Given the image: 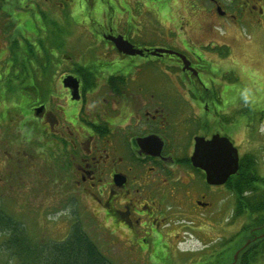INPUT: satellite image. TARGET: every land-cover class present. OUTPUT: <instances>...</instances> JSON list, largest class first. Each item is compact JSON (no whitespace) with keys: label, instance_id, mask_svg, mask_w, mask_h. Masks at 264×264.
<instances>
[{"label":"flooded vegetation","instance_id":"af4514ba","mask_svg":"<svg viewBox=\"0 0 264 264\" xmlns=\"http://www.w3.org/2000/svg\"><path fill=\"white\" fill-rule=\"evenodd\" d=\"M7 4L17 9L6 23L1 9ZM0 8L6 40L0 64L10 67L11 78L0 122L11 114L19 118H10L15 127L28 121L30 139L21 152L28 158L41 152L43 176L54 179L77 208H86L91 220L103 216L106 236L116 241H108L109 252L118 253L112 249L120 248L122 234L130 242L126 253L157 264L156 258L173 256L184 223L205 232L221 231L224 211L234 220V200L225 202L234 198V175L224 184H209L207 168L192 163L199 139L220 137L235 146L239 130L234 132V108L228 105L234 102V80L219 78L229 65L234 68L233 52L229 44L193 42L191 34L213 37L227 25L233 37L234 27L243 37L244 30L264 31V0H0ZM180 13L189 17L177 20ZM147 35L166 40L172 48L166 50L176 54L155 55L159 49L140 43ZM120 38L129 52L118 48ZM46 41L58 46L45 59L53 69L39 80L31 100V88L15 92L30 75L26 59H16L12 47ZM15 95L27 97L22 113L13 110ZM240 132L251 138L245 126ZM223 244L210 254L222 253L216 247Z\"/></svg>","mask_w":264,"mask_h":264},{"label":"rangeland","instance_id":"374dc122","mask_svg":"<svg viewBox=\"0 0 264 264\" xmlns=\"http://www.w3.org/2000/svg\"><path fill=\"white\" fill-rule=\"evenodd\" d=\"M14 4H7L1 9L6 11L2 12L3 15H6L2 18L6 23L11 19V17H8L11 16L9 15L10 12L17 9L16 4ZM21 4L24 11L25 3ZM181 16L189 17V14L180 13L177 20ZM191 19L197 20L193 16ZM197 34L196 31L191 34L193 42L207 43L212 40L229 44L232 48L231 60L234 62V68L229 65V68L224 70L225 73L227 72L226 75L223 74L224 76H219V78L221 82H232L234 80V102L228 105L234 108V132L239 130L236 134L234 133L235 148L239 150L240 155L243 153L256 155L260 165L259 171L264 176V31L251 28L249 32L247 30L243 31V37L240 28L234 27L233 37L232 26L227 25V30H221L213 37L202 38ZM3 37L5 35H0V51L4 54L6 53V46L4 45L6 40L3 41ZM143 39L140 43L148 48L172 49L169 42L156 36L147 35ZM76 41L79 43L84 42L80 38H77ZM168 58L165 56L163 60ZM148 59L156 60L157 58L150 57ZM140 60L146 59L140 58ZM220 81L217 80L219 83ZM2 109L3 107L0 106V111ZM10 118L16 121L19 120L18 117L11 114L9 119L6 117V119L4 118L5 121L0 122V207L2 206L5 209L3 211L9 217L25 227L29 238L33 242L31 243L49 244V242H59L63 234L66 233L67 218H75V220L80 219V222L84 225V232L89 235L100 252L114 264H143V260L139 256L125 252L130 246V242H127V238L122 234L119 235L122 240V242H118L120 248L112 249L118 253L115 252L116 254L113 255L111 251L109 252L108 241L111 243H116V241H110L106 236L107 233L102 227L103 216L99 217L98 222L91 220L92 218L86 208H81L79 205L80 208H77V204L75 205L69 195H63L57 190L54 179L50 181L43 176L39 165L41 163L39 159L42 158L41 152H35L36 154L32 158H28L21 152L23 142L26 145L30 139L27 131L28 121L22 120L17 123L18 127H15L16 121L13 120L10 123ZM244 126L251 133L252 139L248 133L246 135L240 132ZM24 135L26 136L23 138ZM222 197L226 198L229 195L226 193ZM231 200H234L235 212V197L225 202L230 205ZM85 213L89 215L85 216ZM222 221L224 222L221 231H213L204 226L206 228L205 232L195 231L193 226L183 222L182 230L185 231V234L178 239L176 238L175 243H173L174 263L196 264L199 260H202L201 264H208V259L204 261V255L210 254V248L204 249V246L209 244L213 248L220 241L222 243L230 241L225 246L219 245L216 247L218 252L232 249L234 254L231 255L230 259L228 258L222 262L221 253L212 255L215 256L213 259L215 264H232L231 261L234 259L238 248L249 240L248 238L244 239L239 245L236 244L237 242L232 241L233 236L235 240V236L244 227L246 219L234 217V220L231 221L230 212L224 211ZM174 228L178 229L176 226ZM177 229H174V231ZM261 234L263 233L261 232ZM125 245L127 248H125ZM3 258L2 254L0 260ZM256 264L264 263L259 261Z\"/></svg>","mask_w":264,"mask_h":264},{"label":"trees","instance_id":"16d2710c","mask_svg":"<svg viewBox=\"0 0 264 264\" xmlns=\"http://www.w3.org/2000/svg\"><path fill=\"white\" fill-rule=\"evenodd\" d=\"M26 32H30V36L35 34L32 25H27ZM31 43L28 46L21 47L16 44L13 45L12 49L15 52L16 59L19 57L26 60L29 59V61L25 60L23 62V67H25L27 73L30 75V80L28 83H20L21 86L25 85V87L16 88L15 92L22 93L26 89L31 88L29 90L30 98L33 100L35 95L38 96L37 91L41 82L39 80L46 75V71L53 69L52 67L49 69L50 63L45 59L53 58L54 56H51V53L58 46L56 42L52 44L51 41H46L47 44L44 46L42 44L38 45L36 42H34V45ZM9 68L8 65H0L1 103L5 99V97H2L3 93L10 91L11 78L8 72ZM13 98L11 99V104H14L12 106L13 110L16 113H22L21 109L27 97L15 95ZM9 100L7 98L6 102L9 103ZM9 109L11 110V108ZM259 167L257 156L251 153L246 154L240 162L238 173L234 176V217L246 219L244 227L235 236L234 243L237 242V245L243 242L244 239H252L254 236L261 234V232L264 234V176L259 171ZM3 209L1 206L0 253L3 254L4 258L0 260V264H114L100 252L93 240L84 232V225L81 222L78 223L72 219H67L65 224L67 227L66 233L63 234L64 237L62 236L57 243L49 242L47 244L40 241L41 243L39 244H32L33 242L29 238L25 227L9 217ZM71 224L75 225L72 226L71 231L66 237ZM227 244L224 243L223 246ZM232 254H234L232 249L223 250L220 254L222 262L228 258L230 259L233 256ZM204 256V261L208 259V264H215L213 262L215 256L212 254ZM155 260L157 264H176L172 255L158 257ZM259 261H263L264 263V237L252 241L250 245L244 247L238 260L235 262V259H233L231 263L256 264ZM201 263L202 260H199L196 264Z\"/></svg>","mask_w":264,"mask_h":264},{"label":"water","instance_id":"95a60500","mask_svg":"<svg viewBox=\"0 0 264 264\" xmlns=\"http://www.w3.org/2000/svg\"><path fill=\"white\" fill-rule=\"evenodd\" d=\"M115 42L121 51H130L131 48L124 45L123 39H117ZM141 53L142 52H139V54ZM154 54L171 55L176 53L167 50H157ZM204 145L207 146V150H205ZM239 162L240 158L238 150L232 146L228 139L215 137L212 141L207 143H202V140L200 139L196 141L192 163L197 168H207V181L209 184H224L229 177L237 174L239 170Z\"/></svg>","mask_w":264,"mask_h":264}]
</instances>
